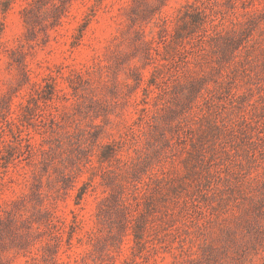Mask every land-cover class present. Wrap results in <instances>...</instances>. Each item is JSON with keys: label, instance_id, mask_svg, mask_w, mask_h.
<instances>
[{"label": "rangeland", "instance_id": "1", "mask_svg": "<svg viewBox=\"0 0 264 264\" xmlns=\"http://www.w3.org/2000/svg\"><path fill=\"white\" fill-rule=\"evenodd\" d=\"M0 264H264V0H0Z\"/></svg>", "mask_w": 264, "mask_h": 264}]
</instances>
